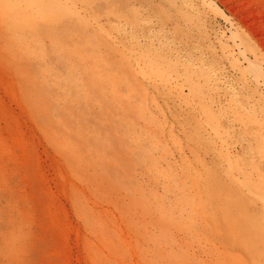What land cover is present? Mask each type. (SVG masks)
<instances>
[{"label":"rangeland","instance_id":"1","mask_svg":"<svg viewBox=\"0 0 264 264\" xmlns=\"http://www.w3.org/2000/svg\"><path fill=\"white\" fill-rule=\"evenodd\" d=\"M0 264H264V0H0Z\"/></svg>","mask_w":264,"mask_h":264}]
</instances>
